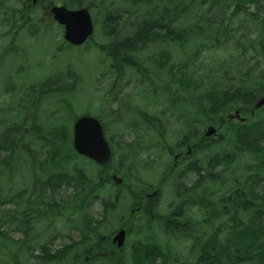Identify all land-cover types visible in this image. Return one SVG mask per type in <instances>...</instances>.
<instances>
[{
  "label": "trees",
  "instance_id": "16d2710c",
  "mask_svg": "<svg viewBox=\"0 0 264 264\" xmlns=\"http://www.w3.org/2000/svg\"><path fill=\"white\" fill-rule=\"evenodd\" d=\"M63 4L69 9L88 4L100 9L108 40L100 53L113 64L109 72L117 81H125L131 70L138 83L133 98L146 100L145 107L130 112L138 120L132 122L138 137L124 150L121 168L145 132L166 141L167 130L176 126L175 133L193 148V162L185 174L194 175L196 181L188 188L184 177H177L180 203L163 227L165 238L188 243L187 257L170 258L174 253L170 255L167 243L169 251L146 243L140 253L134 250L132 264H148V258L152 264L159 260L161 264H264V106L254 108L264 98V0H65ZM26 19L21 22L26 24ZM17 29L9 33L20 40L23 29ZM225 49L234 52L231 61H216V70L200 67L206 53ZM174 66L176 71L169 70ZM65 74L63 84L53 75L31 87L29 110L19 108L11 123H0V183L5 178L15 184L11 182L22 166L34 175L29 194L14 195V190L0 186V200L6 198L0 205L26 200L34 222L80 214L104 188L103 181L96 184L81 176L78 167L69 168L77 154L69 117L59 125L37 114L43 104L58 97L64 103L78 88V74L72 70ZM235 111L247 115L246 121L230 120ZM104 114L96 118L108 130ZM209 127L218 128L222 139L206 145L203 135ZM141 148L134 154H140ZM111 162L102 168L101 180L108 176ZM46 184L53 196L44 195ZM63 185L73 187L74 193L56 198ZM39 187L42 191L37 195ZM7 219L17 221L10 215ZM94 238L95 248L108 247L107 239ZM69 251L65 248L57 257L46 248L42 259L56 262Z\"/></svg>",
  "mask_w": 264,
  "mask_h": 264
},
{
  "label": "rangeland",
  "instance_id": "374dc122",
  "mask_svg": "<svg viewBox=\"0 0 264 264\" xmlns=\"http://www.w3.org/2000/svg\"><path fill=\"white\" fill-rule=\"evenodd\" d=\"M64 1L0 0V123H11L19 108L29 110L34 94L31 87L53 75L61 77L63 84L67 79L66 71L72 70L79 76L78 88L68 94L64 103L60 99L63 97H58L51 104L43 100L42 103L45 104L39 108L37 114L40 118H49L59 125L65 117H69L73 137V124L78 118L85 115L97 117L102 111L103 114L106 111L104 115L110 123V128L105 130V135L112 146L113 157L110 166H113L108 171V176H103L101 180L98 177L102 170L99 165L77 154L74 156L69 168L73 170L78 167L81 176L89 181L94 180L96 184L103 181L104 188H100L102 195L93 197V201L89 202L80 214L72 215L68 219L59 217L53 222L47 219L34 222L33 216L26 211V200L0 205V264H105L104 260L99 259H93L90 263L85 261L87 256L98 251V248H95L96 235L107 239L104 243L108 247L105 249L109 252L114 248L116 259H120L122 264H132L134 250L135 253H140L141 246L146 243H155V248L167 251L171 249L170 255L172 252L174 254L170 258H176L178 255L182 260L187 257L188 243L165 238L163 227L180 203L177 197V177H184L182 181L188 188H193L196 181L194 175L185 174L187 171L183 172V169L171 170L175 164V155L187 151L182 148L183 137L175 133L176 126L175 129L171 127L167 130L170 135L166 141L161 140L157 133L156 136L152 132H145L141 136L140 145L136 143L128 151L130 160L121 168L120 162L126 155L124 150L135 143L138 137L132 125L133 121L138 120L130 112L140 105L145 107L146 100H134L138 83L137 78L131 76V70L124 83L117 81L114 86V76L109 72L111 61L100 53V48L108 44L103 34L105 19L94 4L84 7L91 12L94 20L95 31L92 38L82 47L64 44V29L55 22L51 13L54 6H62ZM119 5L122 6L121 3ZM23 17H27L26 24L21 22ZM35 21L39 24H35ZM17 28L25 31L21 32L24 36L20 40L13 38V34L9 33L11 29ZM233 55L234 52L228 49L206 53L202 57L200 67L210 65L216 70V61H231ZM169 70L176 71V66L170 67ZM120 102L121 109H117ZM126 109L128 111H125ZM125 112H129V116H126ZM242 118L248 117L244 114ZM232 121L241 122L236 118ZM206 139L207 145L219 141L222 135L218 132L217 135ZM140 148L143 150L135 155ZM114 175L122 179V182L117 184L112 181ZM33 179L34 175L29 168L22 166L11 182L15 184H10V179L4 178L0 186L5 191L14 190V195L25 191L29 194ZM156 189H161L163 196L160 201L158 197L151 199L158 203L154 206L157 219L161 218L158 224L147 212L150 209V201L145 200V194L151 190L153 193ZM74 190L73 187L63 185L57 192L59 195L55 197L65 198L73 194ZM41 191L39 187L37 195ZM44 195L53 196L47 184ZM117 196L121 197L120 200L116 199ZM5 199L3 197L0 203ZM9 215L17 220L15 224L12 219H7ZM121 228L127 232L126 241L123 247L117 248L113 245V238ZM82 229H86V233ZM165 243L170 249L166 248ZM46 248L57 257L65 248L70 251L64 259L48 262L42 259L45 257ZM194 258L195 256L190 257L191 260ZM152 261L151 258L147 259L148 264H152ZM161 263V260L157 261V264Z\"/></svg>",
  "mask_w": 264,
  "mask_h": 264
},
{
  "label": "water",
  "instance_id": "95a60500",
  "mask_svg": "<svg viewBox=\"0 0 264 264\" xmlns=\"http://www.w3.org/2000/svg\"><path fill=\"white\" fill-rule=\"evenodd\" d=\"M55 21L64 28V40L71 46L80 47L92 38L95 25L93 17L87 8L69 9L66 6H56L52 9ZM264 106V98L255 105V109ZM236 117L239 112H236ZM217 130L211 127L205 137L216 135ZM73 146L75 151L100 166L107 165L112 157V150L105 138L101 122L92 116L79 118L73 127ZM121 182V181H119ZM126 240V231L120 230L113 242L117 247H123Z\"/></svg>",
  "mask_w": 264,
  "mask_h": 264
},
{
  "label": "flooded vegetation",
  "instance_id": "af4514ba",
  "mask_svg": "<svg viewBox=\"0 0 264 264\" xmlns=\"http://www.w3.org/2000/svg\"><path fill=\"white\" fill-rule=\"evenodd\" d=\"M111 66H113L112 63H111ZM116 83H117V79H114V86L116 85ZM129 105H128V107H129ZM117 109H121V102H120V104H119ZM135 109H137V108H135ZM125 111H128V110L126 109ZM118 113H120V111H118ZM187 140L181 141L182 142V146H183L182 148H186L187 149L186 153L180 152V153H177L175 155V164H174V166H173V168L171 170H174L176 168L177 169L180 168V169H183V172L187 171L188 166L193 162V150H192V152H190V149H192L191 146L188 145L187 143L185 145V142ZM112 181H115L117 184L120 183L118 179L114 180V176H112ZM155 197H158L157 199L159 201L161 200V198H163L162 193H161V189H156V190L153 191V193H152V190H151L150 192L145 194V200L148 199L150 201L149 202L150 203V209L147 212L150 213V215L152 217V220H154L155 223L158 224L159 221L161 220V218L157 219L155 211H154V206L157 205L158 203L154 202L153 200H151V199H153ZM113 245H115V244H113ZM113 249L114 248H112V250H110L108 252V249H105V247L104 248H98V251L96 253L94 252L95 254L92 253L93 255L90 254V256H87L85 261H86V263H90L93 259H99V260H104V261H113V262H116V264H122L123 262L120 261V259H116L117 254H116V252L113 251ZM94 250H96V249H94Z\"/></svg>",
  "mask_w": 264,
  "mask_h": 264
}]
</instances>
